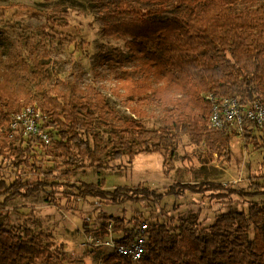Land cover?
Segmentation results:
<instances>
[{"label":"trees","instance_id":"1","mask_svg":"<svg viewBox=\"0 0 264 264\" xmlns=\"http://www.w3.org/2000/svg\"><path fill=\"white\" fill-rule=\"evenodd\" d=\"M259 1L111 0L103 5V36L126 40L131 57L139 60L134 72L121 70L113 88L114 95L125 98L131 113L128 117H121L95 85L79 89L69 83L64 88H44L41 96L30 94L25 89L28 77L39 75L42 80L43 62L35 60L33 71L28 64L17 62L0 35V157L8 160L15 155L18 165L31 168L32 174L37 172L11 184L0 180L4 203L19 196L32 197L52 186L48 177L56 167L63 175L91 166L101 169L113 160L133 159L143 152L163 154L167 163L176 154L182 134L204 144L211 158H226L239 134L228 124L212 126L213 103L206 95L234 96L243 104L264 103V4ZM167 12L172 16L162 18ZM120 55L116 50L103 52L96 77L102 75V65L118 61ZM30 104L41 112L39 123L56 131L49 135V144L35 135L26 141L23 133L12 128L14 114ZM147 106L165 109L163 125L145 127L142 119L148 116ZM97 122L111 128L110 140L103 143L95 131ZM246 122L242 136L264 146V128ZM31 141L52 157L53 167L32 154ZM207 185L176 183L165 187L164 193L120 185L110 192L102 179L97 184H83L79 195L121 204L150 200L154 195L162 199L214 189ZM141 218L135 217L129 225L123 217L106 215L101 234L109 235L111 228L121 235L118 243H130L139 233ZM147 236L146 252L138 264H264V204H252L247 211L229 209L208 226L195 213L176 220L150 221ZM50 237L44 230L6 226L0 220V264L50 261ZM103 261L135 264L117 251Z\"/></svg>","mask_w":264,"mask_h":264},{"label":"rangeland","instance_id":"2","mask_svg":"<svg viewBox=\"0 0 264 264\" xmlns=\"http://www.w3.org/2000/svg\"><path fill=\"white\" fill-rule=\"evenodd\" d=\"M109 1L0 0V35L7 49L17 62L28 64L32 71L37 59L45 67V79L40 80L39 75L28 77L25 89L30 94L41 96L44 88H64L69 83L79 89L95 85L121 117L131 115L125 98L114 95L113 88L121 70L134 72L139 60L131 57L126 40L103 36V5ZM170 16L172 12L161 15ZM115 50L121 54L120 59L102 65V75L97 78L95 69L102 53ZM146 109L148 116L142 119L146 128L156 129L164 124L166 111L162 106ZM38 128L50 136L56 134L41 123ZM95 131L103 143L111 139L109 126L97 122ZM30 138L25 134L23 139ZM30 144L32 154L53 167L52 157L44 154L38 142ZM206 151L204 144H196L182 134L176 154L172 158L168 154L171 159L167 163L163 154L143 152L133 159L113 160L101 169L91 166L63 175L56 167L48 177L52 186L34 196H19L4 203V195H0V220L6 226L23 225L51 235L50 261L38 260L36 264H104L103 257L113 251L108 242H117L121 236L113 232L101 234L106 215L123 217L132 225V220L140 216L149 223L195 213L202 225L208 226L218 214L229 209L247 211L252 204H264V146L238 135L233 138L226 158H211ZM18 162L15 155L8 160L0 157V180L11 184L18 177L32 174L31 168ZM36 174L34 171L32 175ZM44 175L42 172L41 176ZM102 179L104 189L110 192L122 185L164 193L165 187L176 183H204L214 189L187 191L179 197L165 195L162 199L154 195L150 200L121 204L79 195L83 184H97ZM85 226L92 231L88 232Z\"/></svg>","mask_w":264,"mask_h":264},{"label":"built area","instance_id":"3","mask_svg":"<svg viewBox=\"0 0 264 264\" xmlns=\"http://www.w3.org/2000/svg\"><path fill=\"white\" fill-rule=\"evenodd\" d=\"M206 97L213 103L210 118L212 126L221 128L228 124L233 126L239 135L244 132L247 120L254 122L258 128H264V103L261 100L243 104L234 96L215 97L212 94H207ZM40 117L39 108L30 104L14 114L12 128L16 133L35 135L49 144L50 136L38 128ZM147 230L148 223L144 220L139 226V233L130 243L108 242V244L113 251L129 256L133 263L138 264L142 262L146 252ZM109 231L111 232V228Z\"/></svg>","mask_w":264,"mask_h":264}]
</instances>
